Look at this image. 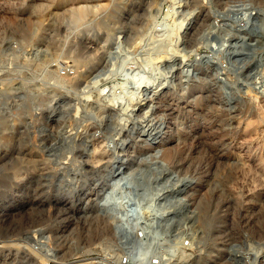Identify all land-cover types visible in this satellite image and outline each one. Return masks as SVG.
<instances>
[{"label": "rangeland", "instance_id": "1", "mask_svg": "<svg viewBox=\"0 0 264 264\" xmlns=\"http://www.w3.org/2000/svg\"><path fill=\"white\" fill-rule=\"evenodd\" d=\"M4 174L0 264H264V0H0Z\"/></svg>", "mask_w": 264, "mask_h": 264}, {"label": "bare ground", "instance_id": "2", "mask_svg": "<svg viewBox=\"0 0 264 264\" xmlns=\"http://www.w3.org/2000/svg\"><path fill=\"white\" fill-rule=\"evenodd\" d=\"M13 6V5H12ZM4 15V14H3ZM10 183V179H9V177H8V175L7 174H4V175H2V177H1V179H0V184H9ZM4 186V185H3ZM117 204V203H116ZM118 207V206H117ZM121 207V206H120ZM207 207H208V205H207ZM116 210V209H115ZM119 210V209H118ZM142 212V211H141ZM122 214L125 216H129V214H128V212H125V210L124 211H122ZM142 218V217H141ZM119 221V220H118ZM125 221V220H124ZM120 222V221H119ZM126 222V221H125ZM128 226V225H127ZM131 230V229H130ZM243 259V258H242ZM241 259V260H242Z\"/></svg>", "mask_w": 264, "mask_h": 264}]
</instances>
